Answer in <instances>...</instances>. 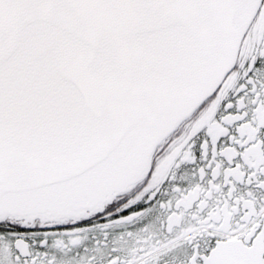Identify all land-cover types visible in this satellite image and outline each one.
<instances>
[{
	"label": "snow or ice",
	"instance_id": "snow-or-ice-1",
	"mask_svg": "<svg viewBox=\"0 0 264 264\" xmlns=\"http://www.w3.org/2000/svg\"><path fill=\"white\" fill-rule=\"evenodd\" d=\"M0 264H264V0H0Z\"/></svg>",
	"mask_w": 264,
	"mask_h": 264
}]
</instances>
